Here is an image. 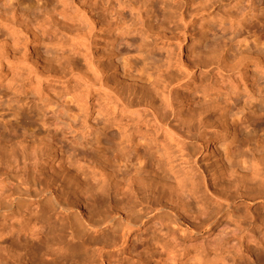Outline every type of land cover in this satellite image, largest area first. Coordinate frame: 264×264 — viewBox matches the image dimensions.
Returning a JSON list of instances; mask_svg holds the SVG:
<instances>
[{"label": "rangeland", "instance_id": "obj_1", "mask_svg": "<svg viewBox=\"0 0 264 264\" xmlns=\"http://www.w3.org/2000/svg\"><path fill=\"white\" fill-rule=\"evenodd\" d=\"M2 14L24 20L0 26L16 49L0 69V135L24 125L59 152L52 166L49 148L35 161L30 143L0 140V168L34 171L84 215L90 201L89 215L124 226L141 217L123 245L103 229L73 246L31 200L0 215V263L264 264V0H0ZM134 148L159 171L138 179ZM173 176L186 180L179 197ZM17 232L24 249L8 256Z\"/></svg>", "mask_w": 264, "mask_h": 264}, {"label": "bare ground", "instance_id": "obj_2", "mask_svg": "<svg viewBox=\"0 0 264 264\" xmlns=\"http://www.w3.org/2000/svg\"><path fill=\"white\" fill-rule=\"evenodd\" d=\"M18 15H20V14H2V15H0V18H2L1 22H0V26L4 29L10 31L11 28L16 25V22L21 18ZM23 18H24V14H22L21 19H23ZM23 22L24 21H22V23ZM24 25L26 28L29 27L28 23H24ZM92 28H91V30H92ZM32 34L35 36V32H32ZM12 39H14L13 35H12ZM4 40H6V39H4ZM95 40L93 41L94 46H96L95 44H97V42H99V41H95ZM13 43H14L13 41H7V40L5 42L0 41V69H1V66L4 62H6V67L11 65V63H13V61L11 59L14 56V52L16 50ZM138 76L139 75L136 73L133 75L132 79L134 81L137 80L136 82H138V83H142V80L140 78H138ZM94 78L98 79V77H94ZM1 79H2V76L0 75V82H1ZM115 94H117V92ZM117 97H119V95ZM146 102H147L146 106L149 107V109L152 111L151 112L152 114L150 113V116L151 117L153 116L152 118H154L155 123H157V124L161 123L162 120H159V118L157 117V114H156L157 112L155 113V111H156L155 108L152 107L153 103H151V101H146ZM121 104H122L123 108L124 107L127 108L129 106V105H127V106L123 105V103H121ZM163 104L165 106L164 110H165V108L166 109L170 108L171 112H173V114H175L174 116H176L174 118H179L180 115L173 110V107L171 106V104L169 102L166 101ZM121 111H122V109H121ZM163 125L166 126V125H168V123L164 122ZM225 126L226 125H224L223 128ZM31 129L32 128H30V130H28L24 125H16L14 127V131H15L14 134H11V135L8 134V135L4 136L3 139H2V135H0V138H1L0 140H3L4 142H8V144L12 140H16L19 143H22V142H26V144L30 143L31 144L30 149L32 150V153H31L32 156L31 157L35 161L40 159V157L38 156L37 153L39 152L42 154L41 146L43 148H46L47 150L49 148V154H47L45 156V158L47 159L48 155H50V159H49L50 163L52 166L55 165L57 163V155L56 154H57V152H59L58 144L56 142H51V141H50V143H51L50 145H46V143H41V139H44V138H41L40 135L35 131L34 128H33L34 130L33 129L31 130ZM184 134H186V133H184ZM185 137H186V135H185ZM202 139H203V137H201V139H198V140L201 141ZM47 144H49V143H47ZM22 145H23V143H22ZM210 145H211L210 142H207V141L202 142V145H201L202 146L201 147L202 152L206 153L208 151V148H210ZM40 148H41V150H40ZM132 154L134 156V160L132 162V163H134L132 165L134 168V175L139 176L138 179L141 178L140 176L145 177L151 173H155V172L157 173L159 171V167H158L159 162L158 161H156L152 158H149L147 160V158L143 155H140V153H138L135 148L133 149ZM23 158H24V156H23ZM14 161H15V159H14ZM243 163L244 162L241 161V162H239V165H241ZM244 171H246V170H244ZM33 173H34V171H33ZM33 173L30 170L26 169L22 173H16L15 174L11 171H8L7 169H1L0 168V186H2L3 189H6V190L8 189L12 193L10 196L5 195L3 198L0 197V215L5 217V216L9 215L11 213V211H13V210L19 211V210L23 209L31 200H34L37 203V207L42 206V208H43V213H42V216L40 219H42L43 217L44 218L46 217L47 224H48V223H50V219H51L50 216H52V218L56 217V221H58L59 223H57V226L55 227L54 231L59 232V233H62V232L66 233L65 237L68 240L67 241L68 244L73 245V246L78 245V243L85 242L87 238L89 239L92 235H96L100 231H103V229H106L107 232L118 235L121 239V244L123 245L127 242V239L130 236L133 228L137 227V225H138L137 221L138 220L140 221L141 216L139 214L134 215V216L131 215L130 219H128L129 223H127V221H126L127 226H124L125 221H123L124 219L122 220V218L119 215H114V214L113 215H109V214L102 215L101 214V215H97V216L89 215L90 210L94 206L90 201L86 202V205L83 206L84 210L86 211V213L89 216L87 214L84 215V214H82V212H80L81 208L79 209V206H75L74 204L69 203L68 197L59 199V196H57V194L55 195L56 192L54 193V191H52L53 189H51V188L45 189L43 187V185H41L39 183V181L37 180V178L35 177V175ZM132 179H133V177L128 178V180L126 181V183H127L126 186L132 182ZM122 180H124V178ZM165 180L169 182L168 184L170 186H172V188L174 190L173 192L177 193L178 197L181 196V191H182L183 187L186 185L185 184L186 180L185 179L182 180L179 176H173L172 178L168 177L167 179L165 178ZM123 187L124 186H122V188ZM163 189H164V187H163ZM75 198H77V200H78V197H75ZM79 201H81V200H79ZM76 204H79V203L77 202ZM80 204H81V202H80ZM139 208L137 210H139ZM46 214H47V216H45ZM48 214H50V215H48ZM162 215L166 218V226L174 234H177L180 237H185L188 234L187 228L184 227L182 224H179L175 219L170 218L167 213H163ZM41 222H42V220H41ZM54 225H52V226H54ZM43 226H44V224H43ZM48 228L52 229L54 227L48 226ZM4 235H5V230L3 232L0 230V238L3 237ZM15 239L16 240L12 239L10 241L9 246H6V248H3L8 256H9L10 252H14V251L20 252V250H22L21 248L24 249V240H21L19 238V232L16 233ZM19 248H20V250L17 251V249H19ZM61 251H59V254L62 256V259H64L65 261L68 258H74V256H75L72 253L71 249H70V252L68 251V252L61 253ZM198 256H200V255H198ZM99 258L101 259V260L100 259L99 260L101 262H103L104 259L106 258L105 253L102 255H99ZM93 263H95V262H93ZM0 264H24V261L21 262V260L19 258L15 259V260H11V257H9L3 263H0ZM95 264H98V262Z\"/></svg>", "mask_w": 264, "mask_h": 264}]
</instances>
